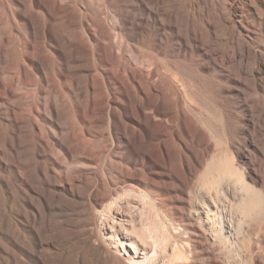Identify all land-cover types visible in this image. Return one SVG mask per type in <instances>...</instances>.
Listing matches in <instances>:
<instances>
[{"label": "rangeland", "instance_id": "rangeland-1", "mask_svg": "<svg viewBox=\"0 0 264 264\" xmlns=\"http://www.w3.org/2000/svg\"><path fill=\"white\" fill-rule=\"evenodd\" d=\"M202 124L210 153L259 163L264 0H0V264H71L75 225L106 227V191L186 207L179 159ZM141 210L126 197L113 217Z\"/></svg>", "mask_w": 264, "mask_h": 264}, {"label": "bare ground", "instance_id": "bare-ground-1", "mask_svg": "<svg viewBox=\"0 0 264 264\" xmlns=\"http://www.w3.org/2000/svg\"><path fill=\"white\" fill-rule=\"evenodd\" d=\"M202 126L207 134L198 153L192 157L184 151L179 159L186 207L177 191L173 200L122 189L103 192L93 199V211L106 227L96 233L89 229L88 214L75 225L66 249L71 264H264V182L258 187L251 176H261L264 154L258 152L257 165L240 164L230 147L217 141L210 153L215 139L209 126ZM5 192L12 200V189ZM126 197L142 205L137 224L128 215L113 217L114 207ZM8 213L12 227V206ZM7 240L14 244L11 235ZM7 264L22 263L9 255Z\"/></svg>", "mask_w": 264, "mask_h": 264}]
</instances>
